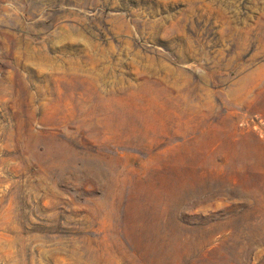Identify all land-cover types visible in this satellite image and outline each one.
<instances>
[{
  "label": "rangeland",
  "instance_id": "rangeland-1",
  "mask_svg": "<svg viewBox=\"0 0 264 264\" xmlns=\"http://www.w3.org/2000/svg\"><path fill=\"white\" fill-rule=\"evenodd\" d=\"M0 264H264V0H0Z\"/></svg>",
  "mask_w": 264,
  "mask_h": 264
}]
</instances>
